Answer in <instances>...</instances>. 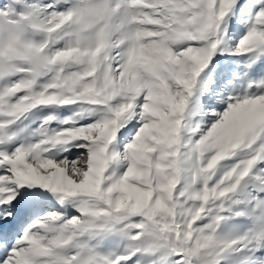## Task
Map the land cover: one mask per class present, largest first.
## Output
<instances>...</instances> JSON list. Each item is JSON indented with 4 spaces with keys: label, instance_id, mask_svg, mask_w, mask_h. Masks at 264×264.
I'll use <instances>...</instances> for the list:
<instances>
[{
    "label": "snow or ice",
    "instance_id": "6c2138e0",
    "mask_svg": "<svg viewBox=\"0 0 264 264\" xmlns=\"http://www.w3.org/2000/svg\"><path fill=\"white\" fill-rule=\"evenodd\" d=\"M0 264H264V0H0Z\"/></svg>",
    "mask_w": 264,
    "mask_h": 264
}]
</instances>
